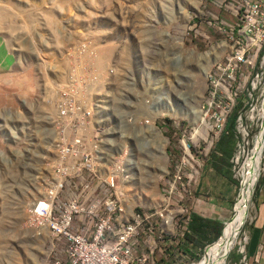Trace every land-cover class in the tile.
Returning <instances> with one entry per match:
<instances>
[{
  "label": "rangeland",
  "instance_id": "374dc122",
  "mask_svg": "<svg viewBox=\"0 0 264 264\" xmlns=\"http://www.w3.org/2000/svg\"><path fill=\"white\" fill-rule=\"evenodd\" d=\"M211 2L0 0V69L10 72L2 78L13 86H18L19 80L24 78L28 84L24 94L16 90L12 93L13 99L21 97L20 102L15 106L0 107V264H46L51 235L44 227L38 226L37 216L35 219L30 216V225L23 222L27 219L30 204L37 203L38 190L46 175L53 180L55 164L51 163L58 160L64 145L58 122L60 112L57 111L64 110V103H56L54 99L55 85L62 80L72 100L81 101V88L87 76L88 80L96 76L97 88L84 97V100H92L94 106L90 112V119H94L93 127L101 126L105 132H95V145L103 144L106 157L121 154V143L111 144L116 136L117 124H121L122 137L128 144L126 165H129V170L132 169L128 188L129 192H133L130 203L153 202L152 210L159 207L163 198L160 191L168 186L163 184V179L157 180L159 174L155 171L163 162L159 153L161 145L158 147L155 132L147 126L152 124L158 128L161 136L171 140V144L182 134L184 138L189 136V125L195 126L200 122L203 132L208 127L202 116L205 75L209 73V69H205L211 57L220 55V50L214 44L205 45L202 37L188 28L193 22L200 21L199 25L213 35L212 29L202 24L206 9L221 12ZM256 53H264V40L257 44ZM80 66H83L81 70H75ZM256 69L257 60L250 59L246 81H252ZM65 70L75 71L66 72L63 76ZM75 73L79 74V83L73 76ZM260 84L255 93L252 92L253 96L247 98L241 95L236 100L228 120L225 118L222 128H217L213 134V144L206 155L197 157L194 169L181 165L185 174L192 172L193 178L187 181L183 177L181 184H173L171 191L165 194L169 199L167 208L174 213L171 226L177 220V212L172 211L176 208L175 204L181 205L178 207L180 216H186L190 211L204 215V219L216 224L203 234L191 232L192 251L185 255L179 254L176 249L178 240L173 235L172 243L168 245L172 251L168 264L197 263L207 247L215 243L212 241L224 234L229 218L241 211L243 186L240 185L239 194L235 197L240 177H233L230 158L239 140L237 136L241 139L244 133L245 150L246 140L250 143L248 149L253 145L251 138L260 124ZM43 93H52L45 103L41 97ZM135 97L139 98L141 107H148L154 115L159 112L153 121L149 120L151 123L148 125L147 120H136ZM224 99L232 100V90L224 91ZM139 110L138 107V113ZM239 119L240 126L244 127L239 126L242 135L236 130ZM223 128L227 130L225 134ZM130 139H136L135 143H131ZM187 144L191 150V144ZM192 155L196 157L195 153ZM260 161L262 170L264 149ZM254 166L256 171L258 165ZM166 171H170L169 164ZM218 171L220 174L228 173L234 192L224 193L227 186L219 179ZM239 171L242 173L241 167ZM260 178L248 202L247 219L237 233L238 242L227 256L239 255L240 246L248 244L255 205L264 198V183H260ZM213 191L224 193L221 195L225 197L222 206L216 204L218 195ZM44 192L47 189H40V197ZM234 197L237 199L235 203ZM238 207L240 210L236 213ZM210 215L216 219L213 220ZM159 258L158 253L154 254L155 261ZM224 264H230L229 257L224 259Z\"/></svg>",
  "mask_w": 264,
  "mask_h": 264
},
{
  "label": "built area",
  "instance_id": "2783aa9c",
  "mask_svg": "<svg viewBox=\"0 0 264 264\" xmlns=\"http://www.w3.org/2000/svg\"><path fill=\"white\" fill-rule=\"evenodd\" d=\"M211 3L222 14L206 9L202 24L218 36L211 38L201 31L200 21L193 22L188 28L201 36L205 45L214 44L217 48L220 42L224 43L220 55L214 59L206 75L202 116L208 127L204 135L195 133L193 138H184L182 134L174 146L169 145V140L162 137L157 128L158 137L165 140L162 147L165 173L158 179H163V184L168 186L162 191L158 190L163 199L159 201L157 209L144 210L138 207V203H130V193L133 192L123 190V177L116 174V166H122V157L110 170L94 169L90 153L94 152L95 132L103 131V127H93L90 120L92 103L91 100H84V93L91 90L88 76L81 92V101L71 99L63 80L55 85L56 103L64 102V110H57L60 111L58 122L64 138V151L59 161L51 163L58 168V179L49 180L46 175L40 189H48V197H40L39 189L37 203L30 204L27 219L23 222L28 224L29 216H37L38 222L52 223L46 264H165V250L171 245L172 236H176L178 241L183 237L188 215L179 216L178 207L181 205L175 204L176 208L172 211H177V220L174 226H167L166 216L170 210L165 194L171 191L173 184H181L183 177L187 181L193 178L192 172L185 174L182 169L186 166L194 169L197 157L206 155L213 144L212 135L216 128H222L223 118L229 116L236 100L241 95L247 98L253 96L255 88L260 83L261 86L264 84V53H256L259 34L264 30V0H212ZM249 59L257 60V69L252 81H245ZM82 68L80 66L75 70ZM75 70H65L62 74L64 76L66 72ZM108 71L111 72V67ZM73 76L78 83L79 74ZM224 90H232V100L224 99ZM51 94L43 93L41 97L45 100ZM147 94L150 96V93ZM135 102L137 121L154 120L156 115L148 107H141L138 97H135ZM110 105L111 100L108 107ZM181 119L188 123L186 117ZM189 126L191 130L194 128L193 125ZM226 131L223 128V134ZM159 138L156 135L158 147ZM130 140L135 143L136 139ZM187 142L191 144V150ZM113 143H121L122 153L128 150L126 138L122 137L121 124H117L116 136L111 140ZM263 149L262 143L261 152ZM168 164L169 173L166 171ZM115 206H122V215H115ZM127 206H134L133 216H126ZM239 249L241 256L232 264H246L243 245ZM155 252L160 257L158 261L154 260Z\"/></svg>",
  "mask_w": 264,
  "mask_h": 264
},
{
  "label": "bare ground",
  "instance_id": "6f19581e",
  "mask_svg": "<svg viewBox=\"0 0 264 264\" xmlns=\"http://www.w3.org/2000/svg\"><path fill=\"white\" fill-rule=\"evenodd\" d=\"M260 40L261 41L264 40V30H262L260 32V34H259V41ZM259 41H258V43H259ZM257 44H256V46H257ZM223 47H224V43L220 42L219 45H218V49L221 50ZM216 57L217 56L211 57V60L207 63V65H206L207 67H206L205 70L209 69L210 65L212 64V62L214 61V59ZM249 60L247 62V66H248ZM247 66H246V68H247ZM246 68H245V81H246ZM88 82L91 83V90H94V88H97L96 76H94V78L89 79ZM78 83H79V80H78ZM82 85H83V83H82ZM263 85L260 88L261 90H260L259 102H260L261 105H260L259 116L257 115L259 117L258 119H260V124H259V128H258L257 132L251 138L253 145L249 149H248V146L250 144L249 140H246L247 148H246V150L244 149L245 148V142H244V137H243L244 133L242 135V133L240 132L241 128H244V127H241L242 125L240 126V124H241L240 120L241 119H239L238 125H236V130L242 135V137L240 139L237 136V139H239V140L236 143V148H235L234 154L232 155V158H231V169H232V171H234V173L232 174L234 178H238L239 179V177H240V179H241V177H242V180H243V183L241 182V186H243V188L241 189L242 192H241V196H240L241 197V201H242L241 202V211L239 212L240 207H238L239 209L236 212V213L239 212L238 215H236L232 219L229 218V220L226 222L225 230H223L224 234L222 233L223 235H221L219 237V239L217 241H215V243H213L212 245L207 247L203 257L199 261H197V263H195V264H224V254L227 253L231 249V247L235 243L238 242V241H236L237 233L240 230V228L243 225V223L245 222V220L247 219V216L249 214V205H248L249 203L248 202H249L250 196L252 194V191L254 189L255 183H256L257 180H259V178L261 176V173H262V170H260V162H261L260 160H261V157H262V152L260 150V153H259V150L257 148H258V143H260V142H262L263 146H264V137L261 138V141H260V138L258 139V136L261 133H263V131L260 129V126L262 125L261 108H262V104L264 102V86ZM81 91L83 92V87L81 88ZM86 94L87 93H84V97H85ZM47 99H49V98H46L44 100V103L46 102ZM58 103H61V102H58ZM62 103H64V102H62ZM91 103H92V100H91ZM93 109H94V106H93V103H92V110ZM95 109H96V107H95ZM101 109H102V107H101ZM58 112H60V111H58ZM157 114H159V112L155 113V115H157ZM253 117H254V115H253ZM225 118H228V117H224L222 123L224 122ZM251 119H253V118H251ZM90 120L93 121L94 119L93 120L90 119ZM148 121L149 120H147L146 124L147 123L148 124L151 123V121H149V122ZM204 121H205V118H204ZM205 123H207V122L205 121ZM201 126H202V124L200 122H199L198 125L193 126L194 128H192L193 131L191 133L192 134L191 138H193L195 133H200L201 135H204V132L202 131V127ZM239 126L241 127L240 130H239ZM147 127L152 129L155 132V136L157 135V138H159L158 137V133H157V129L152 124H150ZM216 130H217V128H216ZM216 130H215V132H216ZM242 131L245 132L244 129ZM103 132L100 131V133H103ZM106 134H110V133L106 132ZM101 135L99 137H101ZM203 139H204V137H203ZM159 140H160V145H161L160 149H159V153H160V156L163 157V148L162 147L165 144V140L164 139H160V138H159ZM103 141L106 142V140H104V139H103ZM212 142H213V135H212ZM98 143H100V142H98ZM101 145H102V147H101ZM101 145L100 144L95 145V143H94V152L90 153V161H91V163H93L94 169L95 170H110L113 166H115L117 164V162H118L117 158L118 157H120V158L122 157V166H116V174L117 175H122V177H123V190L124 191H126V190L128 191L129 185L131 184L129 179L132 177L131 176V174H132L131 170L132 169L129 170V168H130V167H128L129 165L128 166L126 165V163H128L127 157H129V156L125 152H123L121 154H118L117 157L116 156H113V157L111 156L112 158L106 157L105 154H104L106 149L103 146V144H101ZM63 151H64V145L61 146L60 155L58 154L59 156H58V160L57 161L60 160ZM237 152H238V154H237ZM106 161H107L108 164L106 163ZM108 161L111 162V163L109 164ZM254 165H258V168L256 169V171H254L255 170V166ZM158 167H159L158 170L156 169L157 171H155V172H157L159 174V176H162L165 173V163L162 162L160 164V166H158ZM240 167L242 168V173H240V171H239ZM52 174H53V177H51V178L53 180H57L58 179V168H57V166H55V171L52 172ZM130 195H131V193H130ZM41 197H48V189H47V192H44L43 196H41ZM137 200H139V199H137ZM236 201H237V199H236ZM134 203H136V202H134ZM137 203H138V207L139 208H143L144 210H152L151 203H153V202H148L146 204H140V202H137ZM174 212H177V211H174ZM133 214H134V206H127L126 207V216H133ZM115 215H122V206H115ZM173 215H174L173 212H169L167 214V216H166L167 226H171V219H172ZM178 215L180 216V208H178ZM35 218H36V216L33 217V219H35ZM37 224H38V226L44 227L46 229V231L48 232V234H50V235L52 234L53 225H52L51 222H37ZM28 225H30V216L28 218Z\"/></svg>",
  "mask_w": 264,
  "mask_h": 264
},
{
  "label": "crops",
  "instance_id": "0c3cea01",
  "mask_svg": "<svg viewBox=\"0 0 264 264\" xmlns=\"http://www.w3.org/2000/svg\"><path fill=\"white\" fill-rule=\"evenodd\" d=\"M213 36L216 35V33H214L212 31ZM4 59H2L3 62ZM10 72L6 69H0V107H8V106H15L18 102H20L21 97L17 100V99H13L12 93L13 91H19V93H23L25 89H27V80L24 78L19 80L18 86H13V84L11 85L10 82L6 81L5 79H3L2 77H6ZM24 84V85H23ZM24 94V93H23ZM219 173L217 174L219 179L222 181V183L227 186V190L224 193H227V195L229 194V192H234L233 189V182L230 179V176L228 175V173H222L218 171ZM220 174V175H219ZM208 177L211 178V173H209ZM215 175L212 177L214 178ZM226 181V182H225ZM263 182L264 183V172H263V176L260 180V183ZM214 192V191H213ZM213 192H210L213 193ZM218 195L217 200V205H221L222 206V201H223V195L224 193H222L220 191V193L218 192H214ZM216 195V196H217ZM255 216L253 217V220L250 222V230L248 233V244L245 247L246 250V254L248 256V260H247V264H264V198L262 200H259L258 203L255 205ZM201 218H205L204 215H198ZM211 218H213V216H209ZM216 218H213V220ZM258 245H261L262 247H260V251L258 252V259L257 261H255L253 259L254 253L256 252V248ZM229 257V261H235L238 257L237 254H231L228 256Z\"/></svg>",
  "mask_w": 264,
  "mask_h": 264
},
{
  "label": "trees",
  "instance_id": "16d2710c",
  "mask_svg": "<svg viewBox=\"0 0 264 264\" xmlns=\"http://www.w3.org/2000/svg\"><path fill=\"white\" fill-rule=\"evenodd\" d=\"M216 225L211 220H206L204 218L199 217L194 212L189 213V219H188V232L185 234L184 241L181 243L179 247L176 249L179 250V254L185 255L192 251V247L190 244L191 239V232L194 233H201L203 234V231H206L207 229H212L213 226ZM169 254V256H172V251L170 252V249L166 250ZM176 252V251H175ZM170 260V258H169ZM169 262V261H168Z\"/></svg>",
  "mask_w": 264,
  "mask_h": 264
},
{
  "label": "clouds",
  "instance_id": "9594fccd",
  "mask_svg": "<svg viewBox=\"0 0 264 264\" xmlns=\"http://www.w3.org/2000/svg\"><path fill=\"white\" fill-rule=\"evenodd\" d=\"M209 11V10H208ZM214 13V12H213ZM219 14H222V12H218ZM199 29L201 30V31H203L204 33H206V34H208L211 38L212 37H217L218 36V34L216 33V32H214L213 30V32L214 33H216V35L215 36H213V35H210L209 33H207L206 31H205V29L201 26V25H199ZM205 49H206V47H205ZM202 52H205V50H203ZM205 86H206V75H205V84H204V89H205ZM40 88V87H39ZM39 88H38V90H39ZM204 89H203V91H204ZM38 90H37V95H38ZM204 96V95H203ZM203 96H202V99H203ZM141 98H142V96H141ZM24 104V102L22 101V105ZM200 108H201V106H200ZM227 120H228V118H227ZM189 122V121H188ZM190 123V122H189ZM228 124H229V122H228ZM190 132H191V130H190ZM176 135V134H175ZM189 137V136H188ZM174 138H175V136H174ZM169 140V139H168ZM178 139H174V142L171 144V140H169V142H170V144L169 145H172V146H174L175 144H176V141H177ZM263 172H264V167H263V169H262V174H261V178H262V176H263ZM261 178H260V180H261ZM158 179V178H157ZM238 180V179H237ZM239 181V180H238ZM237 184H238V182H237ZM238 187H239V184H238V186H237V190H238ZM158 189V188H157ZM159 190V189H158ZM236 196V195H235ZM235 198V197H234ZM189 213H190V211L187 213V215H188V219H189ZM187 224H188V221H187ZM187 224H186V228H185V231H184V234H183V237L178 241V244H177V247H179L180 245H181V243L184 241V237H185V234L188 232V227H187ZM221 233V232H220ZM220 233H219V235H220ZM218 235V236H219ZM218 238V237H217ZM216 238V239H217ZM214 241V240H213ZM212 241V242H213ZM210 244V243H209ZM259 246V245H258ZM261 246V245H260ZM241 247V246H240ZM167 249H170V246H167L166 247V250ZM165 250V252H166V261H165V264H168V262H167V260H168V256H169V254H168V252ZM260 251V250H259ZM258 251V252H259ZM243 253L245 254V257H246V264H247V260H248V256H247V254H246V250H245V245L243 244ZM154 254H156V252L154 253ZM227 254H228V252L226 253V257H228L227 256ZM255 254H256V252H255ZM255 254H254V256H255ZM240 256H241V253L239 252V255H238V257H237V259L235 260V261H231L230 262V264H232V263H236L237 261H238V259L240 258ZM254 256H253V259L255 260V258H254ZM225 257V258H226ZM224 258V259H225ZM160 259V258H159ZM158 259V260H159ZM257 259H258V253H257ZM255 261H257V260H255Z\"/></svg>",
  "mask_w": 264,
  "mask_h": 264
},
{
  "label": "water",
  "instance_id": "95a60500",
  "mask_svg": "<svg viewBox=\"0 0 264 264\" xmlns=\"http://www.w3.org/2000/svg\"><path fill=\"white\" fill-rule=\"evenodd\" d=\"M261 112H262V119H261V121H262V125L260 126V129L263 131V133H261V134L258 136V139L260 138V141H261V138L264 137V102H263V104H262ZM261 147H262V142L258 143V148H257V149L259 150V153H260ZM241 182H242V178L239 179V181H238L239 187H240V185H241ZM239 187H238V191H237V194H236L235 197H237L238 194H239ZM235 201H236V198H234V203H235ZM218 238H219V237H218ZM218 238L215 239L213 242H215L216 240H218ZM211 243H212V242H211ZM225 257H226V253L224 254V258H225Z\"/></svg>",
  "mask_w": 264,
  "mask_h": 264
}]
</instances>
